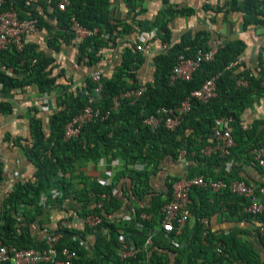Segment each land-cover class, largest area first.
<instances>
[{"label":"trees","instance_id":"1","mask_svg":"<svg viewBox=\"0 0 264 264\" xmlns=\"http://www.w3.org/2000/svg\"><path fill=\"white\" fill-rule=\"evenodd\" d=\"M5 1V8H7L10 5L8 0ZM130 1L127 0L128 6L130 5V9L134 11ZM19 2L23 6L26 0ZM50 5L52 9H55L51 19L55 20L56 27H54L57 36L60 38L59 40L54 37L47 42V48L54 55L60 52L62 45L73 41L71 18H74L86 29L97 30L95 36L84 38L76 46L77 60L88 68H94L100 63L102 52L112 48L117 37L143 31V21L137 19V14L142 11L139 10L135 13L129 22H117L110 16L109 0H71L66 12L58 11L54 3ZM13 8L18 13L19 18H25L20 15L17 8ZM202 8L204 11L211 10L209 5H204ZM228 9L241 13L243 23L246 26L264 25V0H231ZM191 14H193L191 9L175 10L170 7L160 10L156 14L152 25L156 29V37L160 44H164L166 47L152 59L155 74L151 82L142 83L139 80L138 72L144 63V57L136 49L138 41H135L133 45L129 44L123 50L121 60L114 67L112 74L108 76L103 74L99 93L95 92L97 83H94L91 78H87L84 86L75 87L63 95L61 104L57 106L55 112L49 114L39 107L28 110V136L24 139H15L14 144L21 145L36 172L33 181L19 180L16 182L2 203L0 208L1 243L13 244L19 249L41 250L44 248V241H34L27 227H25V224L30 225L32 221L31 214L27 210L20 212L19 207L21 204L27 207L33 205L36 209L35 212L41 214L43 207L38 206L39 199L42 194H49L50 188L55 184L59 187L58 190H60L61 195L49 200V205H57L61 210H64V207L61 206L71 195V188L66 175L72 171L73 161L76 159L97 162L104 155L111 153L113 156L124 159V161L122 160L124 165H130L138 160L161 162L165 155L177 160L180 153L184 151L186 160L197 163L217 164L226 162L240 153L246 155L247 161L245 162L250 164L251 152L254 149L264 147V131H260L258 127L259 125L264 126V121H255L250 129L244 130L239 121V115L253 104L256 95L264 92L262 86L264 84V67L258 77L236 72L237 68L235 66L230 67V65L239 59L245 49V44L241 40H224L225 45L216 54L214 60L203 63L190 81H178L170 84L169 75L177 58L180 55L188 58L193 57L197 50H206L211 40L210 32L201 30L191 39L177 43L171 41L169 26L171 19L177 15L189 16ZM29 18L37 19L39 30L44 28L49 31L53 28L35 12H30ZM209 22L212 23V20L210 19ZM261 53H264V48ZM0 58L7 69H22L24 74V78L19 81L11 77L7 71H1L0 89L2 92L34 86L39 93L44 94L55 87L56 78L51 77V73L57 65L56 59L54 56L37 50L34 44L27 43L21 52L6 51L1 54ZM215 76H217V96L205 104L197 101L192 102L189 113L183 118L176 132H171L163 127L152 131L147 125H144L143 120L148 115L159 108L178 107L193 91L198 90L205 80ZM240 78L247 80L248 84L238 86L237 82ZM142 87L145 88V92L139 99H123L116 110H111L114 98L121 92L137 90ZM87 105L99 109L102 114L106 112L109 114L103 121L96 119L86 125L78 138L64 141L65 125ZM41 106H43L42 103ZM12 109L10 103L0 102L1 114H10ZM229 115L234 119L231 127L232 137L235 141V146L231 149L230 154L225 157L219 155L201 156L199 151L210 142L214 120ZM45 125L48 126V133L45 132ZM177 134L182 136L180 141L176 140ZM3 169V163L0 162V188L3 181ZM126 169L117 172L115 176H124L127 172ZM261 171L264 172V169ZM59 174L62 177L54 182V178ZM134 177L136 178L135 174ZM221 179L229 181L232 178ZM176 180L178 179H170V191L165 201H161L160 198L155 200L154 212L159 211L160 207L170 199L171 184ZM137 182L139 181L137 180ZM206 192L209 191L199 188L192 189L190 192L192 212L195 211L193 195H203ZM133 194L138 195V191H133ZM76 198L80 204L79 217L84 219L89 214L94 213L101 218L102 223L97 228H89L82 223L78 227L72 225L60 230L63 237L57 245L58 250L66 247L77 254L70 264H100L98 257L102 256L103 259H109L111 255H115L111 249L112 244L122 250H128L129 246H134L137 250L134 257L127 258L125 261L115 256L116 259L112 264H163V260L158 254L159 248L157 250L153 248L155 244L158 246V243L150 236L154 232L153 226L150 222L140 220L139 212L133 221L129 224L125 223L127 226L124 230H127L128 234V237L125 236L126 241L124 243L117 241V226L106 220L109 209H117L120 205L118 198L113 196L110 186L97 183L90 192L77 194ZM224 199L226 203L229 202L230 205L227 206L231 210H235L239 206L243 211V208L249 204L247 199L228 192L216 194L212 202L206 199L201 210L197 211L195 215L198 223L196 228L200 235L199 220L206 217L210 221V217L220 210L219 202ZM243 215L247 220L259 223V227L264 225V213L257 216H250L246 213ZM67 219L70 220L71 217ZM136 223H141L143 228H136ZM123 225L124 223L120 224V227ZM55 228L49 233H55ZM105 230H107L106 233ZM158 234L161 236L163 233L158 231ZM172 236L169 234V238ZM149 237V244L144 246ZM258 237L264 248V235L258 234ZM200 240L201 236L199 237L197 233L196 237L192 239V243H197L199 257L208 264L215 262L220 264H264L257 253L254 254L246 246L240 245L241 243L239 244L232 234L217 237L210 231L207 247L202 246ZM214 240L220 244V255L216 253V248L213 246ZM81 242L84 243L83 246L80 244ZM85 246L90 247V250L96 253L95 257L90 258V252Z\"/></svg>","mask_w":264,"mask_h":264},{"label":"crops","instance_id":"2","mask_svg":"<svg viewBox=\"0 0 264 264\" xmlns=\"http://www.w3.org/2000/svg\"><path fill=\"white\" fill-rule=\"evenodd\" d=\"M19 1L8 0V4L10 7L17 8L20 15L25 18H29L30 12H35L43 21L53 27L49 31L43 28L34 34H30L25 39V45L27 43L34 44L37 50L55 57L57 65H55L51 77L56 78V82L55 87L44 94L39 93L34 86H25L10 92H2L0 89V102L10 103L13 107L10 114L0 113V162L4 166L3 181L0 188V208L13 185L19 180L33 181L36 172L21 145L14 144L15 139H24L28 136V110L35 107L43 109L41 103L43 96H45L50 107L46 112L49 114L55 112L57 106L61 104L63 95L75 87L84 86L85 80L90 78L93 73L103 71L107 76L112 74L114 67L121 60L123 50L127 45H133L135 41L140 39H144L143 44L145 48L146 46L147 49L149 48V54L140 52L144 57V63L138 72L139 80L142 83L151 82L155 74L152 59L158 52L165 49V47L163 48L164 44H160L157 39L155 28L152 25L160 10L168 7L175 10L183 8L193 10V14L189 16L177 15L171 19L169 26L173 43L191 39L198 31L205 30L210 32L211 38L244 42L245 49L234 63L237 68L236 72L258 77L264 67V53H261L264 48V25H244L243 15L228 9L231 0H131L130 4L134 7V11L130 9V5L128 6L127 0H109L110 16L117 22H129L135 13L139 10L142 11L137 14V19L143 21V31L117 37L113 47L102 52L100 63L94 68H88L77 60V44L73 43L72 40L69 44L62 45L60 52L55 55L47 48V42L50 39L57 37L60 40L56 34L55 20L51 19L55 9L51 8L50 0H26L23 6ZM204 5H209L212 11H204L202 8ZM210 19L212 23L209 22ZM7 72L16 80L20 81L24 78L22 69H7ZM262 86L264 87V84ZM260 120L264 121V92L256 95L253 104L239 115V121L244 130L250 129L253 122ZM46 126L45 132L48 133V126ZM258 127L260 131H264V126L259 125ZM177 129L171 132H176ZM181 139L182 136L177 134L176 140L180 141ZM122 160L124 161L121 157L113 156L111 153L104 155L97 162L85 159L74 160L72 171L66 175L71 188V195L61 206L64 207V210H61L57 205H49V200L54 199L52 193H60L59 187L55 184L50 188L49 194H42L39 199L38 206L43 207L41 214L35 212L36 209L33 205L27 207L21 204L19 211L27 210L31 214L30 225L25 224L31 238L34 241L43 242L46 234L68 217H71L70 220L67 219L71 226H81L83 222L82 218L78 216L80 204L76 198L77 194L90 192L93 186L98 183L110 186L113 196L120 201L119 207L117 209L110 208L106 215V220L117 226L116 238L119 243H124L126 241L125 236L128 237L127 230H124L127 226L125 223L129 224L133 221L139 212L140 220L145 214L150 216V220L147 222L153 226L154 232L151 236L158 243V246L155 244L153 248L156 250L159 248L158 254L161 256L163 264H208L199 257V246L195 242L192 243V239L196 237L197 233L199 237L201 236L196 228L198 227L195 218L196 212L201 210L206 199L212 202L216 194L210 191L203 195L194 194L195 211L192 212V217L187 223L183 235L177 237L172 234L173 236L169 238V234L164 233L158 224V210L156 212L153 210H155V200L160 198L161 201H165L168 198L170 179H186L206 175L205 178L210 179L231 177L257 187L264 186V172L261 171L264 167H254L246 163V155L240 153L231 160L217 164L197 163L179 157L177 160H173L167 155L163 157L161 162L138 160L133 164L124 165ZM115 164L116 166L111 167ZM125 168H127V172L124 176H115L117 172L124 171ZM109 169H112V173H108ZM61 177V174L57 175L54 182ZM133 191H138V195H134ZM259 198L263 199L262 197ZM219 204L220 210L210 217L211 233L217 237L232 234L237 242L241 243L240 245L246 246L254 254L257 253L263 262L264 248L258 237L260 224L247 220L243 215L245 213L244 208L241 211L237 206L235 210H231L227 206L230 205L229 202L226 203L225 199ZM123 223V227H120V224ZM158 231L163 234L160 236ZM106 232L107 230H105ZM90 239L92 241V238ZM213 242L215 248L219 242L215 240ZM85 248L90 252V258L95 257L96 253L91 251L90 247L85 246ZM111 249L115 255H111L109 259H103L102 256L98 257L100 264H112L122 252V249L116 248L113 244ZM230 261L234 263L232 259ZM214 264L220 263L215 262Z\"/></svg>","mask_w":264,"mask_h":264},{"label":"built area","instance_id":"3","mask_svg":"<svg viewBox=\"0 0 264 264\" xmlns=\"http://www.w3.org/2000/svg\"><path fill=\"white\" fill-rule=\"evenodd\" d=\"M60 12H66L70 6L71 0H50ZM5 0H0V57L1 54L16 50L21 52L25 46V39L30 34L39 31L38 21L34 18L21 19L13 7H7ZM71 32L73 34V43L77 44L87 37L95 36L97 30H89L82 27L74 18H71ZM156 31V29H155ZM144 39H140L136 46L139 52L146 55L149 54V48H145L143 44ZM225 42L219 38H211L208 48L206 50L199 49L193 57H185L180 55L173 66L170 75L169 83L174 84L178 81H190L196 70L203 64L214 60L216 54L222 49ZM166 45L163 46V48ZM234 66V64H231ZM7 71L6 66L3 65L0 58V72ZM103 71L95 72L91 75V80L97 83L95 92L99 93L101 89V81L103 79ZM217 76L211 77L201 85V87L193 91L176 108H159L154 113L148 115L144 120V125H147L152 131L163 127L169 131H175L181 124L183 118L189 113L192 102L207 103L209 100L217 96L216 91ZM238 86H246L248 81L240 78L237 82ZM145 92L142 87L137 90H129L121 92L113 100L111 110H116L120 101L123 99H139ZM43 110L46 112L50 108L48 99L42 98ZM108 112L102 114L99 109H94L90 105L85 106L77 115H75L70 122L65 125L63 138L64 141H69L78 138L82 129L89 123L100 119L103 121ZM234 119L232 116H225L216 118L214 120L213 133L210 142L199 151L201 156L219 155L221 157L228 156L231 149L235 146V141L232 137V124ZM252 159L250 164L252 166L264 167V147L254 149L252 152ZM186 153L182 151L179 158L186 160ZM112 165L111 167H114ZM112 173V169L108 170ZM193 188H199L210 191L213 194H221L228 192L232 195L245 198L249 204L244 207V212L250 216H257L264 213V186H254L248 184L243 180L231 179L229 181L224 179H210L204 176L193 177L189 179H178L171 184L170 199L165 202L158 211V224L161 230L166 234H175L180 237L186 228L187 223L192 217L190 192ZM61 194L58 192L52 193V198H57ZM262 197L263 199L259 198ZM142 221H149L150 216L145 214L141 217ZM83 224L89 228H97L102 220L97 214H89L82 219ZM201 227L202 245L208 246V237L210 235V221L203 217L199 220ZM71 226L67 219H63L55 228V233H47L44 238V248L36 249H19L15 245H5L0 241V264H70L76 258L75 251L69 248H61L58 250L57 245L62 239L61 229ZM136 228L142 229L141 223H136ZM260 235H264V225L259 227ZM151 236V235H150ZM152 237V236H151ZM75 240V239H74ZM150 237L147 239L144 246L149 244ZM82 246L83 242L80 243ZM216 253L221 254L220 244L216 245ZM137 250L134 246H129L128 250H122L119 258L125 261L127 258L134 257Z\"/></svg>","mask_w":264,"mask_h":264}]
</instances>
